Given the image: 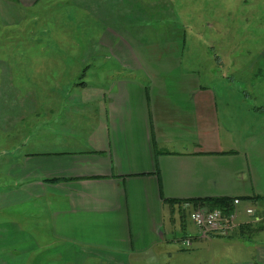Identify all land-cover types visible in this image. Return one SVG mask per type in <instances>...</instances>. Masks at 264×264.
<instances>
[{
	"label": "crops",
	"instance_id": "1",
	"mask_svg": "<svg viewBox=\"0 0 264 264\" xmlns=\"http://www.w3.org/2000/svg\"><path fill=\"white\" fill-rule=\"evenodd\" d=\"M3 2L12 11L14 1ZM108 28L110 38L92 45L107 52L93 80L59 87L83 99L79 111L54 120L49 101L40 133L11 128L0 164V264H264V112L241 89L246 78L264 79V53L246 64L236 54L183 62L178 38L139 43ZM53 79L45 82H63ZM216 197L241 198L236 225L200 236L184 211Z\"/></svg>",
	"mask_w": 264,
	"mask_h": 264
},
{
	"label": "rangeland",
	"instance_id": "2",
	"mask_svg": "<svg viewBox=\"0 0 264 264\" xmlns=\"http://www.w3.org/2000/svg\"><path fill=\"white\" fill-rule=\"evenodd\" d=\"M3 1L0 0V164L5 161L1 157L4 150H10L14 122L16 133L19 126V134L29 130L37 135L48 125L44 122L49 118L45 109L49 101L54 120H64L68 108L79 111L83 99L61 93L59 87L65 83V88H70L80 81L93 80L95 66L107 52L95 51L92 45L110 38L104 35L108 26L129 31L133 38L141 40L139 43L166 44L172 37L178 38V43L185 44L179 52L183 62H218L225 55L229 59L236 54L246 64L264 53L258 51L264 46V0H36L32 4L12 0V11ZM234 44L243 45L244 50H229ZM197 45H204L206 51H197ZM201 53L204 55L199 56ZM261 59L259 64L264 70V57ZM209 70L217 73L218 68L212 65ZM51 78L63 82H45ZM213 81L217 82L218 77ZM52 86L56 87L54 93H50ZM241 89L249 94L245 103L264 112L260 110L264 108L261 75L246 78ZM16 114L19 118L15 121ZM231 200L236 211L241 198L237 204L235 198ZM189 210L183 217L188 227L192 222ZM178 213L179 210L174 233L181 237ZM234 222L236 225L237 211ZM212 233L217 232L211 230L205 236Z\"/></svg>",
	"mask_w": 264,
	"mask_h": 264
},
{
	"label": "built area",
	"instance_id": "3",
	"mask_svg": "<svg viewBox=\"0 0 264 264\" xmlns=\"http://www.w3.org/2000/svg\"><path fill=\"white\" fill-rule=\"evenodd\" d=\"M238 198H235V204L238 203ZM245 212L248 215L253 214V208L246 207ZM236 211L225 212L220 207H208L199 208L190 213V219L200 229V234L205 236L207 232L213 230L218 234L226 235L235 225ZM199 234V235H200ZM200 235V236H201ZM193 236H186L182 238V243L186 248H190L192 245Z\"/></svg>",
	"mask_w": 264,
	"mask_h": 264
},
{
	"label": "trees",
	"instance_id": "4",
	"mask_svg": "<svg viewBox=\"0 0 264 264\" xmlns=\"http://www.w3.org/2000/svg\"><path fill=\"white\" fill-rule=\"evenodd\" d=\"M168 201L171 203H175V202H180L181 200L169 199ZM197 201L205 202L212 208L220 207L226 212L231 211L232 209V203H231L232 200L231 198H227V197L203 198L200 200H196V202Z\"/></svg>",
	"mask_w": 264,
	"mask_h": 264
}]
</instances>
